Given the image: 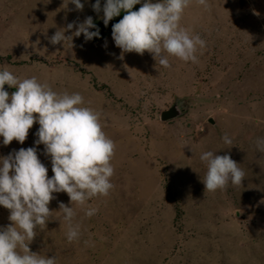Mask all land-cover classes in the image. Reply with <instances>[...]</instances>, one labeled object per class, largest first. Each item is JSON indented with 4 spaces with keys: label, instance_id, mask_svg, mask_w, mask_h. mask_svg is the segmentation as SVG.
<instances>
[{
    "label": "rangeland",
    "instance_id": "obj_1",
    "mask_svg": "<svg viewBox=\"0 0 264 264\" xmlns=\"http://www.w3.org/2000/svg\"><path fill=\"white\" fill-rule=\"evenodd\" d=\"M82 2L76 10L66 0H0V70L80 93L115 143L113 188L88 201L97 212L86 217L72 205L79 239H66L59 204L70 202L61 191L30 251L55 256L56 264H264V152L256 145L264 138V0H207V8L191 0L180 26L205 47L195 53L198 62L169 56V67L147 50L121 58L111 26L124 11L105 26L95 0ZM87 16L100 37L85 41L73 33ZM57 30L72 35L71 47L67 39L50 42ZM163 111L170 116L161 118ZM38 127L22 144H0V155L33 146ZM36 147L51 176L43 144ZM208 150L238 163L240 185L205 190L200 155ZM8 215L0 206V225L11 223Z\"/></svg>",
    "mask_w": 264,
    "mask_h": 264
},
{
    "label": "clouds",
    "instance_id": "obj_2",
    "mask_svg": "<svg viewBox=\"0 0 264 264\" xmlns=\"http://www.w3.org/2000/svg\"><path fill=\"white\" fill-rule=\"evenodd\" d=\"M47 2V0H46ZM76 10H82V0H66ZM191 0H95L92 9L99 13L105 26L124 11L113 23L111 36L114 44L124 52L143 55L147 50L163 67H169V56L183 61L198 62L197 49L205 47L198 34L190 35L180 26L185 8ZM207 8V0H196ZM141 6L133 10V6ZM126 10V11H125ZM73 28V22L66 26ZM92 29V30H90ZM84 40L100 37L99 27L92 16L77 24L73 35ZM70 41L72 35L56 31L50 42L56 44ZM15 86L9 93L4 87ZM37 114V115H34ZM101 113L84 104L78 92L69 94L53 91L47 83L35 76L19 79L7 69L0 70V144L8 145L13 139L23 143L33 123H38L33 146L13 149L0 155V206L9 210L10 224L0 225V264H56L55 256L41 255L30 251L29 242L51 219L49 202L54 193L65 192L70 206L60 202L59 209L67 225L66 239L71 242L81 235L80 223H73L77 215L73 204L80 206L86 217H91L97 208L88 201L94 196H106L113 188L111 177L114 168L111 160L115 143L103 131ZM222 139L228 146L231 138ZM43 144L42 152L50 159L52 175L40 160L36 145ZM258 151L264 152V138H257ZM200 160L206 164L202 179L208 192L223 190L229 183L240 185L244 171L230 155L204 151ZM88 243V241H85Z\"/></svg>",
    "mask_w": 264,
    "mask_h": 264
},
{
    "label": "water",
    "instance_id": "obj_3",
    "mask_svg": "<svg viewBox=\"0 0 264 264\" xmlns=\"http://www.w3.org/2000/svg\"><path fill=\"white\" fill-rule=\"evenodd\" d=\"M170 111H163L162 113H161V118H167L168 116H170Z\"/></svg>",
    "mask_w": 264,
    "mask_h": 264
},
{
    "label": "trees",
    "instance_id": "obj_4",
    "mask_svg": "<svg viewBox=\"0 0 264 264\" xmlns=\"http://www.w3.org/2000/svg\"><path fill=\"white\" fill-rule=\"evenodd\" d=\"M123 12V11H122ZM122 12L120 13V14H122ZM117 19H118V15L117 16H115V17H113V20H116L117 21ZM108 34V33H107Z\"/></svg>",
    "mask_w": 264,
    "mask_h": 264
}]
</instances>
